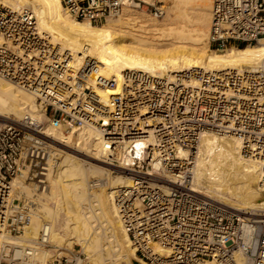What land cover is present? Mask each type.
I'll return each mask as SVG.
<instances>
[{
  "label": "bare ground",
  "instance_id": "6f19581e",
  "mask_svg": "<svg viewBox=\"0 0 264 264\" xmlns=\"http://www.w3.org/2000/svg\"><path fill=\"white\" fill-rule=\"evenodd\" d=\"M144 1L150 5L170 2L169 14L161 21L127 7L121 16L97 26L73 19L62 0H1L0 4L11 11L12 23L19 25V29L23 25H36L39 31L34 43L20 44L12 53H18L24 61L42 63L43 67L70 60L75 72H85L93 62L97 69L89 72L87 84L100 85L94 89L104 101L120 91L122 74L128 70L142 71L157 79L165 90L176 82L177 75L188 70H200L196 74L205 75L229 72L239 92L206 87L203 95L197 90L199 82L181 80L183 92L192 95V109L178 126L187 140L200 135L193 189L242 216L247 234L253 228L260 230L264 223L262 164L259 158L244 157L241 148L247 141L254 142L253 148L264 150V134L255 129L264 118V98L244 89L254 86L251 78L264 70V39L256 45L232 47L219 53L210 49L209 43L213 0ZM4 43L0 37V47ZM100 78L116 80V89L101 86ZM250 79L253 82L248 84ZM40 98L39 93L0 78V130L5 125L30 120V125L41 127L39 130L28 127L31 134L45 140L54 151L48 161L50 185L41 195L21 180L25 179L24 170L14 180L16 196L24 194L31 204H28L31 223L21 239L0 234V242L33 245L48 225L51 245L69 250L75 244L80 245L86 264H133V260L147 264L137 257L113 201L116 189L131 185L130 175L105 161L106 146L97 127L88 125L65 134L47 120L37 105ZM206 126H211V131L202 132ZM152 142L151 136L147 142L137 141L135 147L141 150ZM31 206H36L35 210ZM155 251L166 255L158 246ZM56 252L61 253L60 249ZM37 257L45 263L53 260L55 254L51 256L42 248ZM236 262L252 264L240 252L236 254Z\"/></svg>",
  "mask_w": 264,
  "mask_h": 264
},
{
  "label": "built area",
  "instance_id": "2783aa9c",
  "mask_svg": "<svg viewBox=\"0 0 264 264\" xmlns=\"http://www.w3.org/2000/svg\"><path fill=\"white\" fill-rule=\"evenodd\" d=\"M1 4L0 37L6 43L0 47V78L39 93V107L54 128L66 133L88 125L99 129L106 146L105 161L132 179L130 186L114 191L113 201L137 257L147 264H237L236 254L240 252L252 264H264V223L260 230L253 228L247 234L242 216L193 189L200 135L187 140L178 126L192 109V95L183 92L181 80H196L197 90L204 95L206 87L235 89L229 72L205 75L196 74L200 70H188L177 75L176 82L165 90L157 79L128 70L122 74L120 91L104 101L94 89L100 85L87 84L89 72L96 67L93 62L85 72H75L70 60L43 67L12 53L20 44L34 43L39 31L36 25L19 29L12 23L11 11ZM62 4L73 19L97 26L121 16L127 7L141 6L136 0H62ZM149 7L156 18L164 17L163 7ZM211 15L209 43L213 49L244 47L264 39V0H213ZM263 73L251 78L254 86L244 87L262 98ZM100 83L109 89L117 87L116 80L100 78ZM235 91L239 92L237 88ZM255 129L264 134V118ZM206 131H211V126L202 129ZM151 136L152 143L136 149L137 141L147 142ZM253 144L243 142L242 154L252 160L259 158L260 184L264 187V150L253 148ZM52 152L49 143L24 126L5 125L0 130V234L11 239L23 237L31 223V210L23 195L16 196L13 182L28 169L25 182L34 185L35 192H44ZM49 238L47 225L33 245L0 242V264H86L84 254L75 251V246L66 256L60 255ZM156 246L166 255L156 252ZM49 247L55 248V258L42 263L37 255L40 249Z\"/></svg>",
  "mask_w": 264,
  "mask_h": 264
},
{
  "label": "rangeland",
  "instance_id": "374dc122",
  "mask_svg": "<svg viewBox=\"0 0 264 264\" xmlns=\"http://www.w3.org/2000/svg\"><path fill=\"white\" fill-rule=\"evenodd\" d=\"M136 4H141V6L140 7H135V8H132L134 11H136V12H138V13H141V14H145V15H147V16H149V17H154L151 13H150V7H149V5L150 4H148V3H146L144 0H136ZM153 4H155L156 6H158V7H162V6H164V9H165V15H164V17L163 18H161V19H159V20H163L165 17H167V15L169 14L168 12H169V9H170V2H166V1H162V2H155V3H153ZM28 9H30V8H28ZM115 20V19H114ZM254 45H256V44H254ZM245 47V46H244ZM232 48V47H231ZM210 49H212V50H215V51H218L219 53H224V52H226V50H216V49H213V48H210ZM230 49V48H229ZM37 105L39 106V104L37 103ZM40 108V107H39ZM45 115V114H44ZM47 120H50L49 119V117H47ZM3 124V123H2ZM9 125V124H8ZM17 125H21V126H24L25 127V129H28V127H30L29 129H36V130H39V128H41V127H39L38 125H30V120H24V121H22V122H19V124H17ZM63 131V130H62ZM64 132V131H63ZM30 133H32V132H30ZM65 134H70V133H66V132H64ZM75 134H77V133H75ZM52 148V147H51ZM53 149V148H52ZM52 153H54V151L52 152ZM26 173V175H25V179H26V177H27V174H28V169H23ZM22 170V171H23ZM113 172H114V170H113ZM117 175V173H115L114 174V176H116ZM25 179H21L23 182H24V184L26 185V186H28L30 189H32V190H34V185H32L30 182H25ZM93 181V178L92 179H90L89 180V185H90V183ZM49 181H48V187H49ZM89 192H92L91 191V189H90V187H89ZM38 196L39 195H41L42 194V192L41 191H39V192H35ZM23 195V200H25V201H27L26 200V197H25V195L24 194H22ZM29 204V203H28ZM29 205H31V204H29ZM32 207V209L33 210H35V207L36 206H31ZM54 245V244H53ZM75 246V251H80V249H81V246L80 245H78V244H75L74 245ZM73 246V247H74ZM55 247V246H54ZM46 249V251H48L49 253H50V255L52 256V255H54V254H56V252L54 251L55 250V248H53V247H49V248H45ZM60 249V252L61 253H63V255L64 256H66L67 255V253H68V248L67 247H64V248H59ZM133 264H137L136 263V261L135 260H133Z\"/></svg>",
  "mask_w": 264,
  "mask_h": 264
},
{
  "label": "trees",
  "instance_id": "16d2710c",
  "mask_svg": "<svg viewBox=\"0 0 264 264\" xmlns=\"http://www.w3.org/2000/svg\"><path fill=\"white\" fill-rule=\"evenodd\" d=\"M239 48H243V47H239Z\"/></svg>",
  "mask_w": 264,
  "mask_h": 264
}]
</instances>
